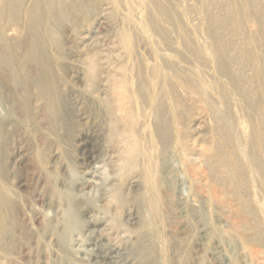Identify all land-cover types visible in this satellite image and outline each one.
<instances>
[{
  "label": "rangeland",
  "instance_id": "rangeland-1",
  "mask_svg": "<svg viewBox=\"0 0 264 264\" xmlns=\"http://www.w3.org/2000/svg\"><path fill=\"white\" fill-rule=\"evenodd\" d=\"M125 263L264 264V0H0V264Z\"/></svg>",
  "mask_w": 264,
  "mask_h": 264
},
{
  "label": "bare ground",
  "instance_id": "bare-ground-1",
  "mask_svg": "<svg viewBox=\"0 0 264 264\" xmlns=\"http://www.w3.org/2000/svg\"><path fill=\"white\" fill-rule=\"evenodd\" d=\"M72 7H73V3H71V6H70V9H72ZM46 29H48V33L50 32V33H52L53 32V28H52V26H51V24L49 23V22H46ZM7 67H9V66H6L5 67V69L7 68ZM7 70V69H6ZM42 74H45V72H43ZM15 79H14V77H12V82L14 81ZM60 106H59V104L56 102V101H52L50 104H47V109H48V112H49V114H48V116L50 117V121H56V120H61V113H60ZM158 111H159V109H158ZM51 113V114H50ZM118 113V112H117ZM159 128H160V126H159ZM84 138V137H83ZM85 139V138H84ZM123 141V140H122ZM126 142V141H125ZM92 143H94V142H92ZM90 147H92V145L90 146ZM122 147V146H121ZM100 151V150H99ZM137 152V151H136ZM79 153V152H78ZM128 153L129 154H131L130 156H129V158H128V163H133L134 162V160H135V154H133V148H129V151H128ZM81 159V158H80ZM87 160V159H86ZM117 161V160H116ZM93 164V163H92ZM131 166V165H130ZM136 167V166H135ZM111 172V171H110ZM132 178V177H131ZM129 183H131V182H129ZM134 183V182H133ZM129 185V184H128ZM131 185V184H130ZM129 185V186H130ZM129 192V191H128ZM124 194V193H123ZM122 195V194H121ZM120 197H122V196H120ZM2 201V200H1ZM68 204V203H67ZM150 204V203H149ZM134 213V212H133ZM66 214V213H65ZM127 216H128V214H127ZM127 219V218H126ZM108 226V225H107ZM92 227V226H91ZM105 227V226H104ZM90 228V227H89ZM101 228V227H100ZM104 229V228H103ZM59 230H60V228H59ZM98 230V229H97ZM92 231V230H91ZM100 231V230H99ZM103 231H105V230H103ZM103 231H101V232H103ZM106 231H109V229L108 230H106ZM3 232V231H2ZM8 233V232H7ZM97 233V232H96ZM104 233V232H103ZM9 235V234H8ZM60 236V235H59ZM97 236V235H96ZM5 237H7V236H5ZM10 237H12V236H10ZM95 238H97V237H95ZM93 239V238H92ZM104 239V238H103ZM56 240V239H55ZM14 243V242H13ZM12 243V244H13ZM93 243V242H92ZM96 243V242H95ZM59 244H62L63 245V243H59ZM97 244V243H96ZM10 245V244H9ZM108 245V244H107ZM94 246H95V244H94ZM100 246V245H99ZM96 247V246H95ZM117 248V247H116ZM92 249V248H91ZM117 251V250H116ZM98 253V252H97ZM121 253V252H120ZM116 254V253H115ZM118 258V257H117ZM112 259V258H111ZM108 260V259H107ZM126 264V263H125Z\"/></svg>",
  "mask_w": 264,
  "mask_h": 264
}]
</instances>
